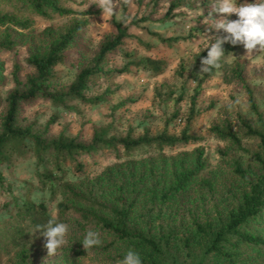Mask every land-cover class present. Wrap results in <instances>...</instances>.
<instances>
[{"label":"trees","instance_id":"obj_1","mask_svg":"<svg viewBox=\"0 0 264 264\" xmlns=\"http://www.w3.org/2000/svg\"><path fill=\"white\" fill-rule=\"evenodd\" d=\"M161 1L169 3L162 19L167 22L181 15L177 10L199 0H151V3L156 8ZM210 2L201 0L202 4ZM74 3L75 0H0V52L29 44L27 62L34 68V73L24 83L19 75L21 67L15 65V88L6 99L0 126V189L7 194L0 206V211L6 212L0 217V242L18 249V264H31L30 249L36 241L43 240V246L45 244L39 232L32 235L36 225L55 220L69 225L74 240L72 249L81 256L87 254L81 243L86 232H99L102 243L88 251L94 252L99 260L116 262L131 248L140 253L143 264H261L260 257L264 256V228H261L264 224V118L244 76L246 61L236 59L230 72L244 86L251 111L258 117L257 124L239 115V130L229 118L211 128L217 139L229 142L240 156L231 161L232 169L227 171L226 179L222 173L205 175L209 163L202 147L175 156L163 153L165 148L181 143H201L203 138L190 132L195 122L193 108L187 114L176 110L167 120L166 129L156 135L149 128L139 136L132 131L118 135L111 125H103L94 129L90 140L65 132L49 139L44 131L21 116V106L38 99L48 100L54 108L81 114L74 103L95 106L106 101L105 95L89 94L94 82L129 73L131 67L147 70L153 76L161 75L167 68L165 60L128 51L123 53L128 61L124 67L110 65V55L122 50L124 41L131 38L129 28L150 21V17L128 14L125 2L123 18L116 23L117 32L104 36L95 55L79 68L69 85L63 86L57 67L65 64L67 51L88 24L85 14L72 7ZM33 16L48 20L73 19L56 36L36 43L26 33L33 28ZM155 36L169 46L180 40L179 37ZM140 42L151 49L149 43ZM223 48L225 56L220 69L200 73L201 60L207 56V50L201 49L193 55L191 73L181 64L178 75L184 80L191 77L200 85L226 70L232 53L244 49L243 45L230 43H225ZM4 79V63L0 61V83ZM156 93L161 96L159 89ZM178 121L185 127L179 135L170 133L168 126L178 125ZM245 141L256 147H247ZM146 148L160 154L117 163L94 179L73 181L69 178L68 166L83 172L78 158L84 155L113 150L118 158H123ZM30 154L37 160L39 186L50 191L52 202L61 198L56 216L50 214L45 202L32 198L34 183H28L24 194L18 196L2 171L3 166L11 167L16 160L27 159Z\"/></svg>","mask_w":264,"mask_h":264},{"label":"rangeland","instance_id":"obj_2","mask_svg":"<svg viewBox=\"0 0 264 264\" xmlns=\"http://www.w3.org/2000/svg\"><path fill=\"white\" fill-rule=\"evenodd\" d=\"M96 0H75L72 7L84 13L88 20L87 26L79 34L77 41L67 51V59L64 65L58 66L57 71L61 73L63 86L69 85L79 68L87 63L99 48L100 41L104 36L117 32L116 23L123 18V3L128 4V14L138 17H150V21L140 26H131L129 34L131 38L126 39L124 47L110 55V65L114 68H122L127 64L124 58V51L136 53L141 57H152L167 62V68L158 76H153L147 70L131 67V72L117 75L111 80H99L91 85L90 95H105L106 101L100 105H82L74 103L81 110V114L65 109H57L45 99H38L29 105H22L20 114L29 124H35L37 129L45 132L49 139L59 136L65 132L71 136H81L90 140L96 127L111 125L114 133L126 135L132 131L135 136L142 135L147 128L153 135L164 131L167 127V120L177 111L187 114L194 109L195 122L191 133L203 139L199 144H178L175 147L165 148L163 153L168 156H175L186 151H192L196 147L205 149V157L209 163V169L205 175L211 173H222L227 178V171L231 168V161L239 158V154L233 151L229 142L221 141L211 132L215 124H219L224 118L232 120L235 128L239 130V115H242L249 122L257 124L258 117L250 108V102L244 86L238 82L230 72L231 65L236 59L246 61L244 76L253 89L259 110L264 118V55L246 56V50H238L228 58L226 70L218 72L213 78L202 82L200 85L191 77L184 80L178 75V69L183 64L188 71H192L193 55L201 49H206L210 40L205 35H226L222 31L217 34L215 30H208V25L203 20L211 10V2L202 4L189 2L185 7L177 10L181 15L170 21L163 22L169 3L161 1L159 6L153 7L151 0H119V8L114 16L104 15L96 5ZM264 3V0H235V3ZM89 5L87 8L86 6ZM203 10V15L201 11ZM81 18L83 16H80ZM214 19H219L218 14H213ZM34 25L28 36L36 43L47 41L52 36L62 31L73 19V17H55L52 20L33 16ZM229 20L235 21L238 16L232 14ZM155 35L164 38L179 37L180 40L172 46L164 44ZM151 45L147 49L141 42ZM30 45L17 47L13 51L0 52V61L4 63L5 79L0 83V126L6 108V99L9 93L15 88L14 70L15 65L21 67L20 78L25 83L27 77L34 73V68L27 62L30 55ZM194 75L195 73L192 72ZM159 89L161 96L157 95ZM55 120L54 123L47 125ZM185 127L183 123L168 126L170 133L179 135ZM247 147L255 148L256 144L244 142ZM226 153L225 155L223 153ZM123 154V149L120 152ZM160 152L153 148H146L134 152L131 157L118 158L113 150H101L96 154H89L79 157L78 160L83 167V172L75 170V166H68L69 178L73 181L79 179H94L117 163L125 162L128 159L140 160L149 157H157ZM248 161V159H247ZM38 169L36 157L33 154L27 159H18L11 167L3 166L2 171L8 183L13 185V190L18 196H22L28 183H34L32 198L36 202H45L49 206L52 216L58 211L57 201L50 200L49 190H43L37 181L36 171ZM226 176V177H225ZM234 189V187H233ZM234 191H236L234 189ZM227 193V191H226ZM7 199V194L0 189V206ZM6 212L0 211L2 218ZM0 218V221H1ZM261 228H264L262 223ZM71 229V228H70ZM68 244L56 254L48 256L42 241H36V245L30 249L32 256L31 264H117L106 259L99 260L94 252H88L85 256L76 253L72 249L74 244L73 234L68 233ZM264 257V256H263ZM263 257L259 262L264 264ZM18 249L6 242H0V264H18Z\"/></svg>","mask_w":264,"mask_h":264},{"label":"clouds","instance_id":"obj_3","mask_svg":"<svg viewBox=\"0 0 264 264\" xmlns=\"http://www.w3.org/2000/svg\"><path fill=\"white\" fill-rule=\"evenodd\" d=\"M104 15L114 16L119 8V0H96L95 3ZM90 4L86 7L88 8ZM218 14L219 19H214L213 14ZM232 14L238 19L231 21L228 17ZM203 15V10L201 11ZM208 25V30H215L217 34L221 31L226 35H205L209 38L210 44L205 49L207 56L201 60V74H207L214 69L222 67V60L225 52L223 45L230 43L233 46L243 45L246 56L264 55V3H235V0H211V10L203 20ZM69 225L55 220H49L44 225H36L34 232H39L45 239L44 247L47 249L48 256L56 254L68 244ZM84 250L88 253L94 247L99 246L102 241L97 231L89 230L86 232L81 242ZM117 264H143L139 252L128 249L123 258Z\"/></svg>","mask_w":264,"mask_h":264}]
</instances>
